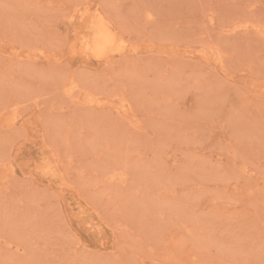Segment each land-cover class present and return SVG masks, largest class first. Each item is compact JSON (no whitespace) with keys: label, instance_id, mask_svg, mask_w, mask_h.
<instances>
[{"label":"rangeland","instance_id":"374dc122","mask_svg":"<svg viewBox=\"0 0 264 264\" xmlns=\"http://www.w3.org/2000/svg\"><path fill=\"white\" fill-rule=\"evenodd\" d=\"M0 264H264V0H0Z\"/></svg>","mask_w":264,"mask_h":264},{"label":"bare ground","instance_id":"6f19581e","mask_svg":"<svg viewBox=\"0 0 264 264\" xmlns=\"http://www.w3.org/2000/svg\"><path fill=\"white\" fill-rule=\"evenodd\" d=\"M102 37V36H101ZM97 42H98V44H103L104 46H107L108 45V43H109V41L108 40H104V41H102L100 38L99 39H97Z\"/></svg>","mask_w":264,"mask_h":264}]
</instances>
